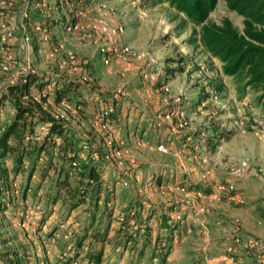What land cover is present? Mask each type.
Instances as JSON below:
<instances>
[{"label":"rangeland","instance_id":"obj_1","mask_svg":"<svg viewBox=\"0 0 264 264\" xmlns=\"http://www.w3.org/2000/svg\"><path fill=\"white\" fill-rule=\"evenodd\" d=\"M30 1L4 0L11 5L3 9L5 20L16 29L13 41L0 48V61L9 54L15 63L7 72L0 69V98L28 62L29 74L52 86L49 98L69 89L68 104L79 109L64 125L97 149L101 187L92 220L89 201L71 213L47 204L53 189L45 179L35 194L38 171L24 197L21 186L28 168L16 182L9 180L12 191L0 196V264H6V249L19 246L27 247L28 264L66 259L88 264L89 248L101 246L89 247L85 241L75 254L73 236L89 226L107 229L101 264H258L234 238L264 242V98L240 90L221 73L216 59L190 44L198 29L166 4ZM22 12L29 18L26 30L20 26ZM223 18L242 29V18L226 8L225 0H217L208 20L219 24ZM35 24L45 31L32 30ZM68 53L74 63L60 67ZM110 105L116 108L102 129L92 114ZM9 110L3 101L0 122ZM209 124L216 132L206 129ZM215 136L213 147L206 149ZM114 151L120 152L121 164L111 156ZM5 162L10 167L8 158ZM128 209L127 233L137 242L135 248L131 243L123 248L125 236L117 234ZM161 216L167 218L164 226ZM147 230L150 247L140 259Z\"/></svg>","mask_w":264,"mask_h":264},{"label":"trees","instance_id":"obj_2","mask_svg":"<svg viewBox=\"0 0 264 264\" xmlns=\"http://www.w3.org/2000/svg\"><path fill=\"white\" fill-rule=\"evenodd\" d=\"M141 2L144 5L150 3L155 6L166 4L181 14L185 23L198 29L194 32L197 38L190 40V44H198L210 58L216 59L220 63L221 73L231 77L240 90L249 89L259 93V99L264 98V0H225L226 8L242 18L240 31L227 18H223L219 24L208 20V15L214 9L217 0H141ZM36 6L38 5L35 4L34 7L40 10V7ZM43 22L47 27L50 25L49 20ZM37 25L42 26L38 23ZM165 73L172 75L173 71L165 68ZM67 91L69 89L57 90L53 97L49 98L50 93L46 85L32 74L22 75L13 84L6 85L0 104L7 101L10 110L4 121L0 122V196L11 192L13 182L9 183V180L23 175L24 170L28 168V173L24 176V186H21L23 197L26 195L33 173L38 171L40 180L34 189L35 194L40 190V182L45 179L53 189V193L45 199L47 204L50 206L59 204L60 207L67 209V213H71L89 201L93 220L98 208L97 198L101 187L99 166L94 161H98L100 155L95 160L91 159L89 154L79 158L78 154L85 142L79 141L75 133L65 127L63 121L53 118L54 106L58 109L60 102L69 103ZM73 107L78 113V105ZM40 126H44L43 133L38 132ZM208 126L206 129L209 132H216L210 124ZM36 136L40 139L34 141L33 138ZM216 137L207 142L206 149L213 147ZM6 158L11 162L10 167L5 164ZM129 211L124 210L121 214L120 227L117 230V234L122 233L125 236L123 248H126L128 243L134 248L137 245L132 234L127 233L131 218ZM137 214L138 211L133 210L132 215ZM166 221L167 218L161 216L160 224L164 226ZM92 227H86L80 234L73 236V248L75 254H78L85 241H88L89 247L94 243L100 245L98 251H91L89 248L86 259L88 264H101V249L107 237V229L101 232ZM150 241L147 230L139 258H142L143 253L150 247ZM156 244L157 240L152 246L154 251ZM26 248L19 246L6 249L2 257L6 264H28ZM165 257L166 253L162 254L161 260L164 261ZM70 261L71 259H66L62 264H68Z\"/></svg>","mask_w":264,"mask_h":264},{"label":"built area","instance_id":"obj_3","mask_svg":"<svg viewBox=\"0 0 264 264\" xmlns=\"http://www.w3.org/2000/svg\"><path fill=\"white\" fill-rule=\"evenodd\" d=\"M26 5H28V2ZM10 6L11 5L9 2L5 4L4 0L0 1V48L11 43L14 38V33H15L16 28L13 24L5 20L7 15L5 11L3 10L5 9V7H10ZM21 18L23 19V22L20 25L21 29L26 30L24 20L27 19V13L22 12ZM33 29L40 33L45 31L44 28L38 27V26H34ZM111 33L113 35L114 32L112 31ZM24 34L25 35L27 34L26 31L24 32ZM25 39L27 40V37H25ZM14 63L15 61L11 55L9 54L5 55L4 58L0 61V69L3 72H7L9 70L10 65H13ZM72 63H74V58L70 53H68L67 56H65V59L60 62V67H63V66H66ZM30 67L31 66L29 62L26 63L25 69H24L25 73L22 75L29 74ZM14 82L15 81H11L8 84H13ZM50 87H52L50 84L46 85L47 91H50ZM45 102H47V100ZM115 108H116V105L101 107L98 112H94L92 114V122L95 125H98L102 129L108 127L109 117L113 114V112L115 111ZM75 114H77L76 108H74L73 106L69 105L66 102H60L58 110L54 112L53 114V118L56 120L65 122L68 120L69 116L73 117V115ZM40 130H44V126H40ZM110 145H111L110 141L106 142V146H110ZM87 152H89V156L91 159L95 160L99 156L97 149H91L87 146L86 143H83L81 146V150L78 154L79 158H84V156L86 155L85 153ZM119 155H120L119 151H114L112 152L111 156L115 157L116 159H119ZM105 158H107V156H105ZM74 164L75 163L73 162L72 165L74 166ZM117 164H121L120 159L117 160ZM14 181L15 182L17 181V177L14 178L13 182ZM234 243L238 244L245 253L253 254L255 258L257 259L258 264H264V242L256 238H251V237L246 238L243 241H240L237 237H235Z\"/></svg>","mask_w":264,"mask_h":264},{"label":"crops","instance_id":"obj_4","mask_svg":"<svg viewBox=\"0 0 264 264\" xmlns=\"http://www.w3.org/2000/svg\"><path fill=\"white\" fill-rule=\"evenodd\" d=\"M161 226H162V225H161ZM143 257H144V256H143ZM143 257H142V258H143ZM140 259H141V258H140Z\"/></svg>","mask_w":264,"mask_h":264}]
</instances>
